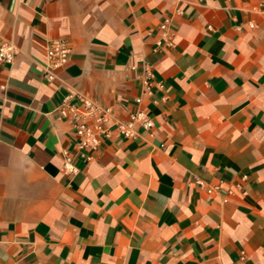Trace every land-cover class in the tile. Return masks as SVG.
Returning <instances> with one entry per match:
<instances>
[{
	"label": "crops",
	"instance_id": "0c3cea01",
	"mask_svg": "<svg viewBox=\"0 0 264 264\" xmlns=\"http://www.w3.org/2000/svg\"><path fill=\"white\" fill-rule=\"evenodd\" d=\"M0 41V264H264V0H0ZM65 97L153 127L82 152Z\"/></svg>",
	"mask_w": 264,
	"mask_h": 264
},
{
	"label": "built area",
	"instance_id": "2783aa9c",
	"mask_svg": "<svg viewBox=\"0 0 264 264\" xmlns=\"http://www.w3.org/2000/svg\"><path fill=\"white\" fill-rule=\"evenodd\" d=\"M262 1V0H260ZM169 20H164L159 25V39L156 41V48H172L173 44L168 35ZM252 27V26H251ZM16 55L15 47L8 42L0 41V63L12 64ZM47 70L45 78L47 81L54 79L53 71L62 67L69 58V49L64 41L51 43L46 49ZM151 77V74H147ZM143 81V93L150 95L149 85ZM141 99L136 100L140 104ZM58 118L69 122L72 127V134L77 139V148L85 153H93L98 150L104 140L113 134L123 139H135L137 137L136 127L150 131L153 127L152 120L144 112L137 110L125 121L113 118L110 109L100 108L91 100L80 97L76 104L70 102V97H65L57 106ZM83 156V155H82ZM86 160L89 157L83 156ZM62 170L66 175H74L77 172L73 164L74 156L67 150L62 151ZM202 186V183L199 182ZM217 187L208 189L211 193Z\"/></svg>",
	"mask_w": 264,
	"mask_h": 264
}]
</instances>
